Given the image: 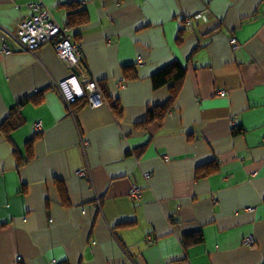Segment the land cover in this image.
Masks as SVG:
<instances>
[{"label":"crops","instance_id":"0c3cea01","mask_svg":"<svg viewBox=\"0 0 264 264\" xmlns=\"http://www.w3.org/2000/svg\"><path fill=\"white\" fill-rule=\"evenodd\" d=\"M36 1L0 0V264H264V0H43L103 91L70 111L52 44L12 39ZM175 62L170 111L143 124L169 98L151 77Z\"/></svg>","mask_w":264,"mask_h":264},{"label":"built area","instance_id":"2783aa9c","mask_svg":"<svg viewBox=\"0 0 264 264\" xmlns=\"http://www.w3.org/2000/svg\"><path fill=\"white\" fill-rule=\"evenodd\" d=\"M28 8L31 11V16L19 23L15 33L12 35V39L20 48L29 53L36 52L45 44H52L60 60L71 69V74L68 77L55 84L57 93L69 111L70 104L74 101L82 100L91 108L102 106L104 103L103 91L97 81L90 75L79 73V66L83 63L82 54L79 47L72 42L67 30L57 23L43 0L28 4ZM185 25H190V22L186 20ZM7 34L11 36L8 31ZM231 44L236 47V40L231 39ZM2 48L4 54L11 53V49L6 43L2 44ZM82 75H84V79L81 80L80 77ZM220 94H223V92H220ZM34 129L39 132L41 123H36ZM76 174L82 177L87 176L88 169H80L76 171ZM145 178H150V175L145 174ZM139 196L140 189L132 186L129 191V197L137 199Z\"/></svg>","mask_w":264,"mask_h":264},{"label":"trees","instance_id":"16d2710c","mask_svg":"<svg viewBox=\"0 0 264 264\" xmlns=\"http://www.w3.org/2000/svg\"><path fill=\"white\" fill-rule=\"evenodd\" d=\"M80 16V18H79ZM68 22L67 25H80L84 24L87 19L82 16V12H71L68 14ZM185 74V71L178 63H172L167 67H164L160 71H158L156 74H154L151 77V83L153 86V89H157L162 86H169L168 87V93H169V98L167 102L162 105V106H157V107H150L147 109L146 113V118L142 122L143 124H150L154 121L156 122H161L162 118L164 115L170 111L172 104L174 102V99L176 98L180 85L182 82V78ZM42 94L41 92H38L35 94V96L31 97L30 99L32 100L33 103H37L38 100H40V96ZM20 106H16L14 110H18ZM111 108L113 110V113L116 117L121 116L122 110L117 102L111 104ZM13 110V112H14ZM16 125H12L10 127V123L8 124L9 129H13ZM240 133L239 129H234L232 131V135L235 136ZM218 171V166L216 165H208V166H203L197 169L196 175L198 178H206L211 174H215ZM62 194L64 195V189L61 190ZM203 238L201 234H192V235H187L183 237V247H188L189 245L192 246L194 244H200L202 243Z\"/></svg>","mask_w":264,"mask_h":264}]
</instances>
